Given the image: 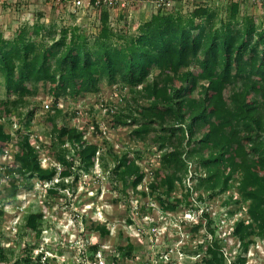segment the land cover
Instances as JSON below:
<instances>
[{"label":"trees","instance_id":"trees-1","mask_svg":"<svg viewBox=\"0 0 264 264\" xmlns=\"http://www.w3.org/2000/svg\"><path fill=\"white\" fill-rule=\"evenodd\" d=\"M189 1L191 7L175 3L156 8L149 18H138L121 30L112 28L104 6L102 30L93 39L80 26L57 32L55 23L39 21L7 38L0 23V154L10 144L16 149L11 163L0 164V187L3 177L9 182L0 188V221L6 201L16 199L21 189H33V179L49 183L50 197L66 195L79 173L92 172L97 162L108 171L111 161V178L121 183L125 195L132 188L144 197L157 196L167 212L193 208L194 194L205 203L227 193L223 207L237 204L229 208L230 215L246 212L233 231L243 251L257 238L264 243V8L258 15L252 11L258 6L252 0ZM104 82L128 91L121 98L123 105L110 110L114 126L128 128L130 139L159 152L160 168L148 190L139 189L147 175L139 163L141 150L118 153L109 146L100 152L102 147L87 139L83 128L66 122L67 114L58 106L63 99L98 94ZM40 88L51 91L54 100L44 119L52 125L49 149L61 171L42 166L32 141L39 107L32 98ZM14 118L19 128L7 132L6 124L13 127ZM94 125L101 133L97 121ZM191 173L194 184L188 188ZM178 189H183L182 197L174 195ZM43 221V212L31 209L23 226L41 237ZM128 222L134 221L129 217ZM192 226V231L203 228L205 236L214 238L210 242L205 237L187 252L204 253L202 264H227L222 239L216 236L219 227L210 213ZM90 228L104 236L110 233L106 222H94ZM35 246L25 245L16 257L0 246V264L42 263L44 253L35 257ZM100 248L98 243L89 245L90 258ZM135 252L134 242L127 238L126 244L116 246L112 259L117 264L134 258ZM247 259L239 255L234 264H246ZM53 260L46 257L44 263Z\"/></svg>","mask_w":264,"mask_h":264},{"label":"rangeland","instance_id":"rangeland-1","mask_svg":"<svg viewBox=\"0 0 264 264\" xmlns=\"http://www.w3.org/2000/svg\"><path fill=\"white\" fill-rule=\"evenodd\" d=\"M51 4V0H0V23L5 36L13 38L21 26L31 25L37 21L46 24L55 23L57 32L61 27L77 25L83 28L91 39L100 34L103 26L100 11L92 7L75 8L73 4L62 7L55 6L51 9ZM143 4L133 6L131 15L121 17L119 12L113 14L112 28L121 30L129 24H135L140 18L135 11L144 9L143 6L146 4ZM150 9L145 10L146 13L150 12ZM261 11L260 6L253 9V12L258 15L261 14ZM127 16L128 20L125 19ZM101 89L98 94L78 95L60 100L58 106L63 108L67 114L66 122L70 126L83 128L86 131V138L102 147L100 152H105L109 146H113L115 152L118 153L141 150L143 158L139 160V163L147 175L144 182L139 185V189H145L155 178L154 172L160 168L159 152L154 147H152L154 151H149L142 141L136 142L130 139L128 128L114 126L110 110H117L118 106L123 105L121 98L128 94L127 88L122 89L118 84L110 86L104 82ZM0 97H4L3 87L0 89ZM32 100L39 106L32 121L31 132L33 144L39 147L41 164L44 167L57 166L61 171L62 166L49 149V133L52 125L44 119L47 112L51 111L46 108V104L50 107L54 104L51 91L45 92L43 88H40L39 94ZM96 121L100 126L101 133H96L94 125ZM16 122L17 119L14 118L13 127L6 124L7 132H14L19 128V124ZM66 146L70 147V144L67 143ZM15 151V147L10 144L6 153L0 154V164L11 163ZM109 162L108 171H104L97 162L92 172L79 173L73 188L64 191L66 195L57 194L50 197L46 192L48 184L36 178L33 179V189H21L16 199L6 201L2 221H0V246H4L7 251H14L16 257L23 251L25 245H37L33 249L34 254L40 251L49 252L48 254L54 256L53 264H88L90 252L87 247L98 243L105 252L107 260H110V264H112V252H115L116 246L126 244L127 238H130L136 246V252L133 254L135 257L121 259L117 264H163L160 256L166 254L170 249L175 250L176 262L184 264L176 252L177 246L189 242L186 248L191 250L196 237L197 241H204L205 232L200 230L194 233L191 224L178 223L177 219L182 216L186 207L177 212H167L163 209L157 196L144 197L135 193L132 188H129L125 195L121 183H117L111 178L110 171L113 168V163ZM2 169L3 166L0 165V171ZM161 176H163L162 172H160V179ZM74 180L75 176L68 178L67 182ZM7 185H9L8 178L3 177L0 188L4 190ZM116 185L118 188L115 187ZM233 192L234 198L239 199L237 189H234ZM174 195H180V189ZM226 196L227 193L209 201L210 204L213 202L211 206L213 212L217 213V218L225 212L227 213L229 208L237 206L233 203L223 211L222 201ZM3 198L4 194L2 193L0 205ZM31 209L44 214L41 237L36 236L32 230H26L23 226L24 216ZM169 213L170 215H168ZM243 213L246 216V212ZM162 215L169 217L164 221L162 217V221H159ZM236 216H241V214ZM236 216L231 217L229 214L232 219ZM129 217L133 219V223L128 222ZM150 218L152 221L149 220ZM94 222H106L110 233L104 236L92 230L90 226ZM223 230L228 229L226 226L221 228L216 236L222 234ZM223 240L227 251L234 255L235 259L233 260H236L240 253L244 254L242 248L232 247V243L235 242L231 241L233 239L229 235L227 241L224 238ZM248 258L253 264H264V243L262 240L257 238L251 245ZM199 259L201 258L197 257L196 260L190 261L194 263Z\"/></svg>","mask_w":264,"mask_h":264},{"label":"built area","instance_id":"built-area-1","mask_svg":"<svg viewBox=\"0 0 264 264\" xmlns=\"http://www.w3.org/2000/svg\"><path fill=\"white\" fill-rule=\"evenodd\" d=\"M176 1L177 0H51V2L53 4H55L56 6H61L62 7V6H66V5H69V4H73V6L75 8L92 7V8H95L96 10H98L100 12H101V10H102V8L104 6H108V7H111V8L127 9L129 7H132V6L141 4V3H146V2H153V4L155 5L156 8L164 7V6L167 7V8H171L176 3ZM252 1L255 2L262 9L264 8V0H252ZM46 108H50V105L46 104ZM37 148H39V147H37ZM191 176H192V173L189 176L188 180L186 181L188 188L189 187L192 188V185L194 184V181L191 180ZM44 183L49 185V183H47V182H44ZM145 189L148 190L147 187ZM182 191H183V189L180 190V195H178L179 197H182ZM46 192H47V188H46ZM196 198H197V194H194L193 195V200L195 202L194 203V207L191 208V209L187 207L185 209V211L183 212L182 216H179L180 219L179 218L177 219L178 223L179 224L188 223V224H191V225L197 224V223H200L201 216L205 212L210 213V217L213 218V220H215V226L218 225V227H219L218 230H221V228H223L225 226L228 229L226 231L223 230L224 232H222V234L224 233L225 235L220 234L219 237L222 239V243H223V246H224V252H225V255L227 257V262H230V264H234V261H235V260H233V259H235L233 257L234 255L231 252L227 251L226 244H225L223 238L227 241V236L229 235L233 239L231 241L235 242V243H232L230 241L233 244L232 247L239 248V249L242 248L240 240L233 234V231H234L235 223L239 219L245 218V215L243 213L244 210H239V211L237 210L234 215L236 216V215H240L241 214V216H238V217L236 216V217H234L232 219L231 217H233L234 215L229 217L230 213H228L229 212L228 207H222L223 211L228 209L227 213L225 212L226 214L224 213L223 215H221V216H219L217 218V213L213 212V210H212L213 207L209 203V200H208L206 195H205V198H207L206 199L207 202H205V203L198 202ZM168 215H170V213ZM224 215H227L228 217H225ZM162 217H163V221H164L169 216H166V215L163 216L162 215L160 217L161 220H159V221H162ZM149 220L152 221V218H150ZM175 224H177V223H175ZM226 224H228V225H226ZM200 230H203V228H201ZM218 230H217V232H218ZM194 233H196V232H194ZM206 237H207V240L210 241V242L214 238L211 234L210 235L208 234V236H206ZM197 240L198 239L196 237V240L194 241L195 244H193V247L196 246L198 243H202L201 241H197ZM188 243L189 242H187L186 244L185 243L179 244V246H177V248H176L177 254L183 260L184 264H196V263L202 264L203 263L202 258L204 256V253H202V254H190V253H188L187 252L188 250L186 248ZM250 247H249V249H250ZM249 249H248L247 252H243L244 254L240 253L239 255H244V256H246L248 258ZM45 252L40 251L37 254H34V256L36 257L38 254L44 253V256L42 257V263H37V264H45L44 262L46 260V257L54 258L53 255L48 254L49 252L48 253H47V251H45ZM175 254H176L175 250L174 249H170V250H168L166 252V254L160 256L163 264H179L175 260V258H176ZM113 255H114V253L112 254V258H113ZM197 257L201 258V259L198 260V262L195 261L194 263H192L190 261V260H196ZM231 260H233V261H231ZM110 263H111L110 260H107L105 252L101 248L97 252H95L93 254L92 258H89V261H88V264H110ZM112 264H116V263L114 261H112ZM180 264H182V263L180 262ZM246 264H253V263L250 262V260L248 258L247 261H246ZM255 264H257V263H255Z\"/></svg>","mask_w":264,"mask_h":264},{"label":"crops","instance_id":"crops-1","mask_svg":"<svg viewBox=\"0 0 264 264\" xmlns=\"http://www.w3.org/2000/svg\"><path fill=\"white\" fill-rule=\"evenodd\" d=\"M200 2H204L205 3V1L204 0H199ZM198 1V2H199ZM222 1L223 0H209V1H207L205 4H207V3H210V2H216L217 4H220V3H222ZM144 4H146L145 6H143L144 7V9H142L141 11H135L136 13H137V15H139L140 16V18H144V19H147V18H149L153 13H155L157 10H156V7H155V5L153 4V2H146V3H144ZM143 4V5H144ZM52 5V8L51 9H53V7H55L56 5L55 4H51ZM175 5H177V6H184L185 8L186 7H191L193 4H192V2L191 1H189V0H178L177 1V3L175 4ZM133 7V6H132ZM132 7H129V8H127V9H119V8H111V7H108V6H105V8L104 9H107L108 11H109V14H110V19H112L113 20V14H115V13H117V12H119V15L122 17L123 15H128V14H130L131 15V11L133 10V8ZM149 8H151L150 9V12H148V13H146V11L145 10H148ZM254 8H256L257 9V6L256 7H254ZM253 8V9H254ZM253 9H252V11H253ZM65 10V9H64ZM128 10V11H127ZM101 13V12H100ZM129 15V16H130ZM128 18V16L125 18V19H127ZM128 20V19H127Z\"/></svg>","mask_w":264,"mask_h":264}]
</instances>
